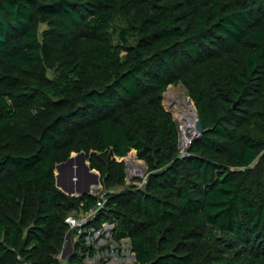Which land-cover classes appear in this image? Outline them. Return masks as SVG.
I'll use <instances>...</instances> for the list:
<instances>
[{"label": "trees", "instance_id": "obj_1", "mask_svg": "<svg viewBox=\"0 0 264 264\" xmlns=\"http://www.w3.org/2000/svg\"><path fill=\"white\" fill-rule=\"evenodd\" d=\"M177 83L203 127L185 155ZM81 150L105 202L62 260L98 196L55 184ZM103 222L135 264H264V0H0V264H86Z\"/></svg>", "mask_w": 264, "mask_h": 264}, {"label": "rangeland", "instance_id": "obj_2", "mask_svg": "<svg viewBox=\"0 0 264 264\" xmlns=\"http://www.w3.org/2000/svg\"><path fill=\"white\" fill-rule=\"evenodd\" d=\"M163 96H164L163 102L168 110L172 111L173 107H176L178 109L181 108V112L184 111V112H187V114L188 113L192 114V112H190L188 109L186 110V104H184L186 102L185 100L183 101V98L184 99L186 98V101L189 102L187 98L188 95L186 93L184 86L181 83L170 84L167 87V89L164 91ZM194 109H195V106H194ZM134 153H135L134 149H131L127 153L126 156H129V159L128 161L126 158L124 159L125 171H128V169L136 166L137 161L131 159V158H138L136 154H135V157H133ZM86 161L88 162L87 159ZM141 161L143 160L141 159ZM143 165L146 166L145 162L142 164V166ZM146 169H147V166H146ZM94 170L97 171L96 169ZM79 173H80L79 176L81 180L85 181L86 179L87 180L90 179L81 170ZM99 186H100L99 191L104 189L101 180H100ZM99 191H97L96 193H98ZM111 227H112V224L108 222H103L100 229L95 228L93 226L87 227L86 234L84 236L85 243L93 245L94 253L92 255H89L88 251L85 250L83 252L84 253L83 261L86 264H135L136 263L134 253L131 251L130 245L127 239L121 238L119 241L114 240L110 235ZM75 239H76L75 236L70 235L71 248L67 252L66 256L73 251L74 248H73L72 240H75ZM79 252L82 253V251L80 250ZM62 260H64V258Z\"/></svg>", "mask_w": 264, "mask_h": 264}, {"label": "water", "instance_id": "obj_3", "mask_svg": "<svg viewBox=\"0 0 264 264\" xmlns=\"http://www.w3.org/2000/svg\"><path fill=\"white\" fill-rule=\"evenodd\" d=\"M195 127L197 133L203 128L202 123L198 118L196 119ZM80 170L90 179L85 181L81 180L79 176ZM54 172L56 186L69 195L77 196L94 194L100 189L99 172L95 171L94 168L89 167V164L86 161V154L83 150L74 151L65 160L55 163ZM71 232L72 228L69 227L66 232L64 246L60 252L62 258H65L67 252L71 248Z\"/></svg>", "mask_w": 264, "mask_h": 264}, {"label": "built area", "instance_id": "obj_4", "mask_svg": "<svg viewBox=\"0 0 264 264\" xmlns=\"http://www.w3.org/2000/svg\"><path fill=\"white\" fill-rule=\"evenodd\" d=\"M170 112L173 114L175 118L177 130H178V153L179 155H185L187 152L188 145L190 144L192 138L198 134L195 127L196 120L192 121L191 123H188L187 126H184L185 123L182 120L183 116L181 110L176 107H173V110ZM190 131L192 132L190 133ZM187 133L188 135H186ZM126 155L125 157L116 156V159L124 160L126 158L128 161L129 156ZM133 157H135V153L133 154ZM131 159L136 160L137 164L136 166L128 169V171H125L126 182L134 183L137 186H141L146 181V175H147L146 166L144 165L142 166L144 162L141 161L140 158H131ZM94 194H97L98 196L96 198L95 203L91 207H89L87 210L80 211L78 213L75 211H71L66 215L64 219L70 228L76 229L75 238H77V236L83 231V226L85 222L88 219H91L95 215L96 211L100 207H102L105 202L103 191H99L98 193L95 192ZM60 264L63 263L61 262Z\"/></svg>", "mask_w": 264, "mask_h": 264}, {"label": "bare ground", "instance_id": "obj_5", "mask_svg": "<svg viewBox=\"0 0 264 264\" xmlns=\"http://www.w3.org/2000/svg\"><path fill=\"white\" fill-rule=\"evenodd\" d=\"M185 100L186 103V110L188 109L190 112H192V114H187V112H182V120L184 121V126H187L188 123H191L192 121L196 120L197 119V114L194 110V105L190 104L189 102L186 101V99L183 98V101ZM181 110V108H180ZM184 110V109H183ZM192 131H190L191 133ZM188 135V133L186 134ZM87 180V179H86Z\"/></svg>", "mask_w": 264, "mask_h": 264}, {"label": "crops", "instance_id": "obj_6", "mask_svg": "<svg viewBox=\"0 0 264 264\" xmlns=\"http://www.w3.org/2000/svg\"><path fill=\"white\" fill-rule=\"evenodd\" d=\"M62 257V256H61ZM63 259V258H62Z\"/></svg>", "mask_w": 264, "mask_h": 264}]
</instances>
